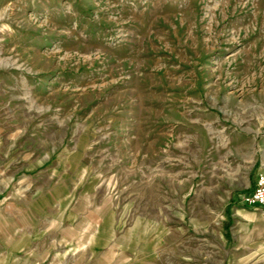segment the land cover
<instances>
[{"label": "rangeland", "instance_id": "374dc122", "mask_svg": "<svg viewBox=\"0 0 264 264\" xmlns=\"http://www.w3.org/2000/svg\"><path fill=\"white\" fill-rule=\"evenodd\" d=\"M263 166L264 0H0V251L53 194L122 264H264Z\"/></svg>", "mask_w": 264, "mask_h": 264}, {"label": "crops", "instance_id": "0c3cea01", "mask_svg": "<svg viewBox=\"0 0 264 264\" xmlns=\"http://www.w3.org/2000/svg\"><path fill=\"white\" fill-rule=\"evenodd\" d=\"M256 176L244 188V192L255 182ZM48 197L49 206H36L34 202L38 197L24 200L25 208L17 211L19 222L16 228L12 227L10 232L4 234L0 264H122V259L115 256V251L112 253L115 245L110 247L111 255L108 256L104 237L107 228L102 211L97 212V219L92 215L89 205L76 209L75 205H64L65 196L51 194ZM247 208L243 210L246 219L258 218L259 225L255 232L257 244H253L258 246L259 255L264 256V215L261 210L257 212L252 210L253 207ZM92 234L99 235V241L93 243L95 245L91 241ZM92 249L96 256L93 261ZM129 264L136 263L130 261Z\"/></svg>", "mask_w": 264, "mask_h": 264}, {"label": "built area", "instance_id": "2783aa9c", "mask_svg": "<svg viewBox=\"0 0 264 264\" xmlns=\"http://www.w3.org/2000/svg\"><path fill=\"white\" fill-rule=\"evenodd\" d=\"M246 207H258L264 215V173H258L255 182L241 196Z\"/></svg>", "mask_w": 264, "mask_h": 264}]
</instances>
